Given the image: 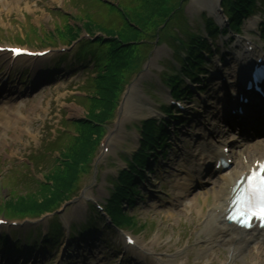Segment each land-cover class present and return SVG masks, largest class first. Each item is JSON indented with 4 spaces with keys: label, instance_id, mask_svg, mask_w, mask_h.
<instances>
[{
    "label": "rangeland",
    "instance_id": "374dc122",
    "mask_svg": "<svg viewBox=\"0 0 264 264\" xmlns=\"http://www.w3.org/2000/svg\"><path fill=\"white\" fill-rule=\"evenodd\" d=\"M3 1L0 0L1 45L19 44L28 46L32 51L40 50L47 53L43 58L32 59L34 61L30 62L33 67L32 71L29 74L25 70L24 73L29 75L23 74L22 80L18 81L19 83L24 82L26 78L24 82L26 87L20 88V91L16 90L15 82L18 77L16 74H12L10 84H2L9 104H7L9 107L7 115L11 114L10 123L14 126L8 130L0 126V204H12L17 200L13 191L21 195L27 194V196L32 191L36 196L42 195V191L39 192L38 183L45 182L46 177L43 175L48 170L51 171L54 160L58 159L55 161V165L58 166L59 161L68 160L65 159L68 156L66 150L79 148L78 144L73 147L74 141L68 135V133H73L75 136V129L82 127V125L78 127L74 123L75 120L87 114L98 117L103 111L96 99L95 102L92 97H88L99 95L94 82H91L95 78L92 72L93 67L87 65L80 69L74 61L71 54L75 49L66 46L69 44L70 36L73 35L78 40L81 38L89 40L85 34L103 35L105 31L103 27H109L111 23L113 26L107 31H119L124 26V22L120 23L122 20L118 17L107 18V8L99 0H20L19 6L15 7L11 0ZM109 1L117 2V0ZM119 1L120 3L118 2L116 6L121 7L125 14L130 12L136 2L137 5L140 2L136 0ZM132 1L136 2L131 3ZM209 7L210 0H185V15L181 13L178 15L179 18H184V27L179 30L169 26L158 34V37L154 34L153 41L146 36L153 34L154 27L158 25V17L154 16L150 19L149 24L142 29L143 32L141 30V36L138 35L137 41L144 39L143 41L150 45L144 47L143 55L146 57L142 69H139L141 62H137L142 54V48L139 45L138 48L137 46L132 47L129 61H124L125 66L119 74L118 81L120 80L121 86L116 87L117 89L120 87L121 90L115 98L117 100L113 112L114 118L108 124L105 123V127L103 126L105 133L103 130L100 131L98 137V141L101 139L100 145L97 147V142L85 159L78 164L76 180L65 194L69 195L66 204L55 212L43 214L38 218L18 220L16 226L10 221L6 223V226L0 227L11 229L10 235L15 236L18 242L23 240L22 235L27 231L32 232L28 243L40 242V239H34L38 231L41 234L48 233L50 224L55 221L61 223L65 229L70 224L84 222L89 216L87 209L90 205L104 204L103 201L108 197L107 189L109 188L106 178H115L122 167L116 154L121 153L129 158L131 153L137 149L139 135L133 125L138 126L141 120L151 118L146 114L147 108L155 111L156 119L163 118L160 106L169 104L168 90L160 85L161 68L159 64L164 59H169L171 55L165 47L174 53L172 62L178 61L179 51L187 45L186 42L192 35L200 34V31L194 28L193 22L197 20L196 22L202 28L205 18L202 17L203 21H200L199 15L201 12L207 13L206 9ZM207 15L211 16L209 13ZM259 20L260 18L257 19V23ZM216 21L218 20L215 19ZM87 25L90 28H86ZM140 28H135L134 34L138 33ZM176 31H180V34H176ZM228 37L229 35L223 38L219 36L218 43L222 41L225 43ZM47 38L53 39L49 41ZM157 43L161 45L156 47ZM65 56L67 57L62 60V69L55 72L50 71L58 60ZM2 62L4 60L0 61ZM24 62L26 59L23 58L17 60L15 65L20 66ZM63 66H67L69 70L64 69ZM171 66L173 71L168 68L165 61L161 63V67L167 72L175 73V68L172 64ZM127 68H132L133 73H128L126 76ZM45 69L47 72H43ZM73 74L76 75L73 76ZM214 83H210L211 88L208 92L196 95L190 104H186L185 114H182L183 111L181 113L183 119L181 122L174 123L170 128L171 130L176 129L177 134L169 141L171 152L164 161V165L159 166L155 175L147 174L149 183L141 187L144 189L142 191L145 193L144 199H140L134 208L127 210L129 217L136 218L139 224L146 226L139 234L133 231L136 227L134 221L124 226L135 234L134 240L138 243L139 249L124 252L119 264H264V259H258L255 250L256 243L250 244L235 259H232L226 247L220 246L217 242L212 244L208 242L210 234L204 232V217L196 210L199 208H193L190 215L183 213L187 205L195 204L196 199L205 190L195 187L190 190L186 199L180 201L178 198L182 186L186 185L188 174L193 177L194 171L201 166L203 147L211 148V145H217L218 134L227 133V124L216 101L219 86ZM148 84L158 85L159 89L152 86L154 90L152 91V88L148 89ZM206 84L208 85L209 82ZM130 89L133 90V104L137 106L136 101H139L144 107L139 112L133 113L130 109L121 111V104ZM84 94L86 96H83ZM147 94L157 96L161 104L157 105L155 102L158 99L153 102ZM14 95L16 96L14 99H8ZM17 99L21 100L16 102ZM2 101L5 102V99L1 98L0 104ZM17 103H21L23 107L12 109V106ZM16 119H19V122H16ZM87 121L89 124L83 125L82 128L84 138L90 133L89 125L94 123L92 116L88 117ZM2 122L3 116L0 114V125ZM63 127L66 131L62 130ZM212 131L215 132L212 133ZM84 138L81 141H84ZM111 139L112 142H110ZM112 143V152L107 156H102V148ZM94 165L99 167L97 168L99 171L97 182L93 179L96 173ZM17 178L19 180L15 181ZM203 178L200 180L203 181L201 185H206ZM211 179L214 185H210L206 190L210 194L209 201L206 203L201 198V203L198 205L203 209L204 215L211 209L213 204L211 194L217 185V182ZM98 218V215H95L94 222H97L98 228H101L103 232L101 235L93 236L91 241L86 242L85 247L77 245L70 250L66 247L61 248L65 244V239H58V242L61 240L58 248L50 249L48 251L51 253L50 257L45 261L41 260L39 264H60V261L61 264L69 261L71 264H116L112 253L116 251L114 247L120 245L121 237L115 233H106L108 230L103 227ZM91 221L93 222V219ZM19 222L20 224H17ZM56 230H58L57 227ZM112 245L114 247H111ZM261 249L262 251L259 252L264 254V248ZM80 250L82 252L77 254ZM141 250L144 253L139 252ZM23 251L35 254L31 247L24 248ZM25 256L24 254L23 258ZM252 256L254 258L251 259ZM3 263L5 264L4 260L0 262V264ZM24 263L22 261L17 264ZM33 264H36V261Z\"/></svg>",
    "mask_w": 264,
    "mask_h": 264
},
{
    "label": "trees",
    "instance_id": "16d2710c",
    "mask_svg": "<svg viewBox=\"0 0 264 264\" xmlns=\"http://www.w3.org/2000/svg\"><path fill=\"white\" fill-rule=\"evenodd\" d=\"M140 1L139 4L133 5V8L127 14H121L120 23L124 22V26L119 31H107L108 37L111 36L113 38L108 39L107 43L100 44V50L102 53L106 54L105 56V70L104 75L101 76V79L98 83V90L101 94L100 104L103 108L101 114L96 117H92L95 120H103L111 115L112 108L114 107V99L118 93V89L116 86L119 85V74L124 68V57L129 56L132 52V47L138 46V35L141 30L149 24V21L152 17L158 16L161 17L162 10L168 9L167 5L170 2V7L177 0H136ZM256 0H224V5L227 13L231 16V13L239 10L240 13L245 12L246 10H250L252 8V4ZM167 7V8H166ZM159 12V13H158ZM167 12V11H166ZM164 12V13H166ZM130 13V14H129ZM158 13V14H157ZM129 14V15H128ZM239 17H235L234 20L237 21ZM181 19L179 17L175 20V25H177ZM133 27H132V26ZM212 26V24L210 23ZM141 27L138 33L134 34L135 28ZM86 28H90L88 25ZM211 34H216V27H210ZM143 32V30H142ZM141 32V33H142ZM141 36V34H140ZM75 38V36H70ZM115 37V38H114ZM100 40V39H99ZM131 45V46H130ZM139 45L144 47V44ZM204 48L209 51L207 45L202 43L198 47ZM191 56L195 58L198 62V66H194V68L199 67L203 62V55L201 52L197 51V47H193L190 50ZM121 76V75H120ZM178 83H175L174 89H176ZM179 95V94H177ZM80 129L83 128L85 122H81ZM90 133L95 134L99 137L100 129L95 128L93 130L92 127H89ZM88 133L87 137L78 138L77 141L78 149H74L70 154V159L66 162L60 164V166H55L53 170V174L47 177L48 182H52V185L49 184L42 185L40 188L42 191V195L40 197L36 196V194H29L25 197H19L16 202L9 205V213L14 215H22L28 212H38L39 214L43 212H47L53 210L59 206L60 202L66 198V191L72 187V184L76 180L77 176V168L78 164L82 162L86 155L88 154L90 148H93L94 143L91 142L92 134ZM165 133L163 129L156 130V127L153 123L147 125L145 129V140L146 144L143 145V149H146L147 145L149 147L157 140L158 137H162ZM84 138V141H81ZM97 140H94L96 143ZM69 153V151H68ZM146 156L141 152L134 161V164H130L131 172L122 173L119 179V182L115 184L113 191L110 193V199L106 202V211L109 214L111 220L116 225H128L133 221V219L126 217L123 211V202L128 198L129 204L133 206L135 203V199L132 197L133 189L139 183L138 177H142V173L138 170V167L143 169V164ZM40 191V193H41ZM81 234L88 232H92L95 230L92 223L86 225Z\"/></svg>",
    "mask_w": 264,
    "mask_h": 264
},
{
    "label": "bare ground",
    "instance_id": "6f19581e",
    "mask_svg": "<svg viewBox=\"0 0 264 264\" xmlns=\"http://www.w3.org/2000/svg\"><path fill=\"white\" fill-rule=\"evenodd\" d=\"M7 0H4L3 2H6ZM19 1L20 0H11L12 4L15 6H19ZM1 4V3H0ZM5 4V3H2ZM214 4H215V0L212 2V7H211V14H214L217 16L215 10H214ZM218 17V16H217ZM219 18V17H218ZM236 95V93L233 95ZM133 90L130 89V91L128 92L125 100L122 103L121 106V111H128V109L132 110L133 113L134 112H139L141 111L144 107L143 105H141L139 103V101H136L137 106L133 101ZM141 99V98H138ZM23 105L22 104H17L14 109L17 108H21ZM1 109L7 110L6 107H1ZM141 115H143L142 113H140ZM146 114L148 117L152 116L154 114V111L152 110V108H147L146 109ZM3 117H5L3 119L1 128L8 130L9 128H13L14 124L10 125V122L12 121V118H10V116L8 117L7 115H2ZM16 122H19V119H16ZM215 131H212V133H214ZM210 133V134H212ZM116 143V142H115ZM116 145V144H115ZM109 149L107 152V155L109 153L112 152L113 147L110 144L109 145ZM104 152V156H106V153ZM102 155V156H103ZM215 156L219 157L218 152H216ZM252 166V163L250 161H247L243 164L242 168L236 169L232 172L229 173V175L222 179V181L219 183V186L217 187V189L214 190L213 192V205H212V210H210V212H207L205 215L201 214L204 220V232H206V234H210V238L208 239V242L210 244L217 242L220 246L222 247H226L229 251H230V257L232 259H235L241 252L242 249L249 243V241L251 239H254L255 237V233L254 232H250V233H244L241 231H237L235 228H233L231 225L225 223L224 221V217L226 215V208L228 206V202H229V191L231 186H233L234 181L244 172H247L248 169ZM220 178H223L220 177ZM184 192H187V188L182 190L180 192V195H184ZM185 198V197H184ZM198 203V202H197ZM201 210V209H200ZM202 212V210H201ZM262 238V240H264V232L259 233ZM257 234V235H259ZM258 254V259H264V254L261 252H257ZM255 255V253H254ZM254 258V256L251 257V259Z\"/></svg>",
    "mask_w": 264,
    "mask_h": 264
},
{
    "label": "snow or ice",
    "instance_id": "6c2138e0",
    "mask_svg": "<svg viewBox=\"0 0 264 264\" xmlns=\"http://www.w3.org/2000/svg\"><path fill=\"white\" fill-rule=\"evenodd\" d=\"M14 53L17 49L12 50ZM241 208L238 215H255L264 219V172L253 174L249 180V188L240 197Z\"/></svg>",
    "mask_w": 264,
    "mask_h": 264
}]
</instances>
